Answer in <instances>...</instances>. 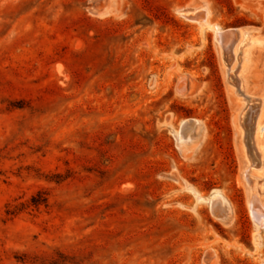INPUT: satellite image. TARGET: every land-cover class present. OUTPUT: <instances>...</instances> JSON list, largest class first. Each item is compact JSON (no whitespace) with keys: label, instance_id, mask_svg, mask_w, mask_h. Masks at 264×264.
<instances>
[{"label":"rangeland","instance_id":"obj_1","mask_svg":"<svg viewBox=\"0 0 264 264\" xmlns=\"http://www.w3.org/2000/svg\"><path fill=\"white\" fill-rule=\"evenodd\" d=\"M215 29L263 37L264 0H0V264H264V57L236 92Z\"/></svg>","mask_w":264,"mask_h":264},{"label":"bare ground","instance_id":"obj_2","mask_svg":"<svg viewBox=\"0 0 264 264\" xmlns=\"http://www.w3.org/2000/svg\"><path fill=\"white\" fill-rule=\"evenodd\" d=\"M196 11L191 12V16L196 19L197 24L201 26L209 25L207 17L208 12L203 9V13L199 16H196ZM207 27V26H206ZM214 29V28H213ZM252 33L251 29L247 30H239V31H232V32H225L219 33L217 29H215V34L217 37V41L219 43H223L225 36H228V42L225 45V50L228 52L227 56L222 55L223 61L226 63L231 64V69H236L239 73V76H234V74H229V70L227 71L224 68L222 63L223 70L225 74H227L228 80L232 81V83L239 87V91L245 95H251V80L250 78L252 71L254 70L255 66L259 63V61L264 57V32H259L261 38H251V41L245 44L247 36ZM258 37V36H257ZM238 57H240V64H238ZM264 59V58H263ZM232 61V63H231ZM261 63V62H260ZM258 68V66H257ZM262 68V67H261ZM253 76V75H252ZM232 94H235V90L231 91ZM261 102L251 101L248 100L250 104H252L249 109L247 110L248 106L243 110L242 106H239L238 112L236 115V124L238 129L239 140L241 143V165H242V173H245L247 168L246 165L248 164V153L255 160V156L251 154L252 150L251 146V138H250V131L254 128L255 133L253 136V145L259 151L261 158L264 160V94L258 96ZM241 113V114H240ZM240 115V116H239ZM238 116V117H237ZM240 125L244 131L240 128ZM188 126L187 123L182 124V134L185 132L186 127ZM181 134V135H182ZM188 135V134H187ZM183 136V135H182ZM186 137V136H185ZM248 148V153H246L243 145L244 144ZM247 154V155H246ZM264 170V163L261 164V171ZM242 175V174H241ZM249 187L254 186L257 182L245 176ZM261 186L264 187V183L260 182ZM248 196H249V205L251 209L252 218L254 220L255 229L257 232L264 230V198H259L254 191L247 188ZM256 191V190H255ZM264 195V193H263ZM219 199V196L216 195L212 197V200ZM218 201V200H217Z\"/></svg>","mask_w":264,"mask_h":264},{"label":"trees","instance_id":"obj_3","mask_svg":"<svg viewBox=\"0 0 264 264\" xmlns=\"http://www.w3.org/2000/svg\"><path fill=\"white\" fill-rule=\"evenodd\" d=\"M34 206H36V204Z\"/></svg>","mask_w":264,"mask_h":264}]
</instances>
